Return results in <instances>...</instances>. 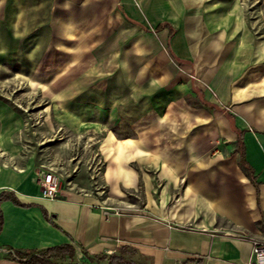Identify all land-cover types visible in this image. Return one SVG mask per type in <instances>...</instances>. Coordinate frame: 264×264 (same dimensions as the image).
Instances as JSON below:
<instances>
[{
	"label": "crops",
	"instance_id": "crops-1",
	"mask_svg": "<svg viewBox=\"0 0 264 264\" xmlns=\"http://www.w3.org/2000/svg\"><path fill=\"white\" fill-rule=\"evenodd\" d=\"M233 1L0 0V74L50 80L66 97L54 120L96 138L101 162L94 189L43 197L26 119L0 95V192L19 200L0 204V264L65 243L80 263L121 246L149 264L250 260L264 240V44Z\"/></svg>",
	"mask_w": 264,
	"mask_h": 264
},
{
	"label": "rangeland",
	"instance_id": "rangeland-1",
	"mask_svg": "<svg viewBox=\"0 0 264 264\" xmlns=\"http://www.w3.org/2000/svg\"><path fill=\"white\" fill-rule=\"evenodd\" d=\"M233 6L242 15L241 20L252 30L247 35L254 46L264 44V0H234ZM147 19V17H146ZM148 23H152L148 20ZM249 30V32L251 31ZM160 49L172 63L170 50L159 33L153 32ZM59 51L48 49L41 71L53 73V54ZM21 66L4 68L0 74V95L8 99L26 119V129L22 134L28 153L34 155L42 170H52L59 177L61 189L84 191L94 189L98 184L101 162L95 157L96 138L74 136L54 120L52 105H64L66 97L53 92L50 80H20ZM58 67V66H57ZM64 67V66H60ZM85 66L79 67L83 70ZM58 71L59 68H55ZM193 77L196 75L192 74ZM62 84L65 82H61ZM44 86V88H43ZM64 90V85L59 86ZM57 87V88H59ZM43 88V89H40ZM64 92V91H61ZM84 97H76L80 102ZM101 136L97 135V137ZM90 140V141H89ZM86 141L91 144H86ZM38 171V170H37Z\"/></svg>",
	"mask_w": 264,
	"mask_h": 264
},
{
	"label": "trees",
	"instance_id": "trees-1",
	"mask_svg": "<svg viewBox=\"0 0 264 264\" xmlns=\"http://www.w3.org/2000/svg\"><path fill=\"white\" fill-rule=\"evenodd\" d=\"M5 199L19 201L15 195L11 196L8 192H0V204ZM3 228V213L0 208V232ZM137 249L129 246H121L113 254L91 255L84 251L85 261L76 262V247L72 244L65 243L50 248H45L36 252H16V255L8 254V257L18 258L26 264H149L142 261L138 255ZM138 256V257H137ZM182 264H203L201 259H187Z\"/></svg>",
	"mask_w": 264,
	"mask_h": 264
},
{
	"label": "built area",
	"instance_id": "built-area-1",
	"mask_svg": "<svg viewBox=\"0 0 264 264\" xmlns=\"http://www.w3.org/2000/svg\"><path fill=\"white\" fill-rule=\"evenodd\" d=\"M38 181L43 197L56 199L60 196L61 184L59 177L54 171H40ZM246 264H264V240H253L252 256Z\"/></svg>",
	"mask_w": 264,
	"mask_h": 264
}]
</instances>
